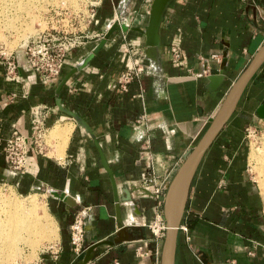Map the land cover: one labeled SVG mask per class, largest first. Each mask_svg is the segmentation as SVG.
<instances>
[{
	"label": "crops",
	"instance_id": "crops-1",
	"mask_svg": "<svg viewBox=\"0 0 264 264\" xmlns=\"http://www.w3.org/2000/svg\"><path fill=\"white\" fill-rule=\"evenodd\" d=\"M120 0H103L93 20L82 17L70 31L83 43L66 57L63 74L101 39L116 18ZM151 0H130V25L144 29ZM159 64L145 57V36L115 31L88 64L56 94L57 81L46 82L23 51L10 54L17 79L5 78L0 57V183L22 190L43 188L49 195L58 238L38 253L36 264H80L69 241L70 224L81 211L84 244L110 240L124 226L121 242L94 248L86 264H158L162 237L151 225L164 220L157 197L125 187L144 186L164 194L192 144L217 112L228 88L264 42V0H171L159 28ZM176 45L183 65L170 56ZM220 54L221 60L211 57ZM9 54H6V56ZM143 71L122 89L119 77L132 64ZM207 70L201 77L192 73ZM264 63L246 86L237 106L205 152L193 178L178 230L175 264H264V215L259 192L247 173L240 128L264 96ZM222 80L208 89L209 74ZM76 112L98 140L117 185L119 201L93 140L60 110ZM262 101V100H261ZM258 103L256 104V106ZM34 109L44 114L42 152L28 139V166L10 168L4 143L13 130L29 136ZM189 216L193 226L185 223ZM251 251V253H249Z\"/></svg>",
	"mask_w": 264,
	"mask_h": 264
},
{
	"label": "water",
	"instance_id": "water-1",
	"mask_svg": "<svg viewBox=\"0 0 264 264\" xmlns=\"http://www.w3.org/2000/svg\"><path fill=\"white\" fill-rule=\"evenodd\" d=\"M171 0H151L147 25L144 29H141L137 26H132L128 23L127 18V9L130 3V0H120L116 7V18L108 23L107 30L101 37V39L93 46V48L85 55L81 60L76 62L69 68L61 77L60 81L56 87V94H59L61 88L66 83V81L77 71L84 68L91 58L105 45L111 34L115 31L126 32L128 29L139 31L145 36V57L148 58L153 64H159V54H158V45H159V28L161 25V20L163 13ZM264 63V42L259 46L257 51L253 54L250 61L239 73L236 79L231 83L228 88L217 112L209 122L206 129L203 131L196 143L190 145L191 149L185 155L183 161L175 171L173 177L166 186L164 194H156L144 186H127L123 189L125 200H130V189L136 192H142L147 195L155 196L163 203L162 214L165 221V231L162 237L161 248L159 253V262L158 264H175V253H176V244L177 236L182 218L185 213L186 203L188 200L189 190L195 176L196 170L205 154L207 149L210 147L211 143L214 141L222 127L229 120L233 114L239 99L241 98L246 86L259 71L260 67ZM223 78L222 73L209 74L207 79L210 82L207 86L208 89H211L212 86H216ZM56 104L60 110L69 115L76 124L82 128L89 137L93 140L94 145L96 146L101 163L104 169L107 171L114 193V199L116 202L119 201L118 189L113 178L111 169L108 165V162L101 150L100 144L96 139L93 131L76 112L71 111L63 107L60 103V99H56ZM259 116L264 119V103L259 105L257 109ZM125 227L121 226L117 232V236L112 240H104L92 243L89 245L85 252L84 256L80 261V264L88 263L93 257V250L101 244H113L121 242L123 239L119 234L125 230Z\"/></svg>",
	"mask_w": 264,
	"mask_h": 264
},
{
	"label": "built area",
	"instance_id": "built-area-1",
	"mask_svg": "<svg viewBox=\"0 0 264 264\" xmlns=\"http://www.w3.org/2000/svg\"><path fill=\"white\" fill-rule=\"evenodd\" d=\"M80 5V9L74 7H58L53 9L54 15L60 16L62 23L60 29L51 27L47 31H43L38 37L29 40L24 46L23 51L27 57L28 63L34 68L46 82L57 81L63 74L66 64L67 54L78 45L82 44L83 37L73 34L70 31L72 22L78 21L82 17L93 20L96 8L103 0H76ZM83 11H86L84 13ZM170 56L178 65H183V59L179 48L176 45L170 46ZM220 54L214 53L211 57L218 62L221 60ZM5 64V78L7 80H16L17 62L11 56L4 52L0 53ZM143 71L142 65L132 64L119 77V83L122 89H126V85L137 77ZM207 70L192 73L195 77L205 75ZM46 133L44 126V114L39 109H34L31 119L30 135H24L17 130H13L11 135L5 140L4 153L7 164L10 168L17 172H24L28 166V139L32 141L36 150L42 152V141ZM158 193V190H153ZM69 241L75 256H79L84 252L86 246L84 244V218L81 211H78L70 224ZM180 230L186 231L184 224H180ZM151 231L155 237H163L165 231V221L158 219L151 225ZM251 253V251L249 252ZM36 264V262L34 263ZM113 264H119L118 261Z\"/></svg>",
	"mask_w": 264,
	"mask_h": 264
},
{
	"label": "rangeland",
	"instance_id": "rangeland-1",
	"mask_svg": "<svg viewBox=\"0 0 264 264\" xmlns=\"http://www.w3.org/2000/svg\"><path fill=\"white\" fill-rule=\"evenodd\" d=\"M7 2L8 0H4V1L0 0V11H1L0 18L1 19L5 12L4 8L7 9V7H4L6 6L5 4ZM34 3H35V7L37 6V8H39V11L37 8L34 7ZM27 4H29V6H27ZM43 4L44 6L43 8H41ZM1 5L3 9L1 8ZM22 5L23 6L19 7L20 11H17V13L15 12L16 16L18 15L17 17L19 18V21H16V24H15L16 28L18 29L12 30L14 32L16 31L15 34L11 31L13 35H10L11 32L4 31V36L6 38V41H3V40L2 42L0 41V53L4 52L5 54H10L14 50L23 49V46L29 40L38 37L40 34L43 33V31H47L51 27L60 29V25L62 23H66V21H62L60 16L54 15L53 9L58 8V7H62V8L64 7L73 8L74 7V9L81 8V5L76 0H47V1L35 0V2H33L32 4L25 2ZM25 6H27L28 8ZM23 7H24V10L26 8L28 9V10L26 9L25 12L28 11L32 14L30 13L28 14V12H26L28 14L27 15L25 12H23L24 11ZM29 7L35 11H32ZM83 12L86 13V11H83ZM22 14L24 17L21 16ZM36 15H38L39 17L37 16L38 17L37 18ZM23 33L26 35L29 34L28 40L26 43H24V45L23 44L17 45L14 48H11L8 46V42L13 41V39L15 40L16 38V37L14 38L15 35H18V36L20 35L22 37V36H25V35H22ZM30 33L32 34L30 35ZM255 102L256 104L258 103V105L257 106L256 104L253 105V107H251V110H249V112L246 114V117H244L243 124L241 125V128H240V134H241V137H243V144H244L243 149L246 154L247 173L251 177L256 190L259 192L261 203H262L263 210H264V197L262 195V192L259 186L258 174L254 168L255 167L254 164H252V162L250 161V153L253 149L259 151V153L264 152V146L262 144L263 142L262 139H264V119H262L257 113V109L259 105L264 103V96H261L260 99H256ZM198 139L199 137L196 139L194 143H196ZM43 143L44 142L42 141V147H43ZM0 191H1L0 193L5 197H12V198L14 197L16 199L19 198L18 200L25 201V202L27 201L26 203H28L29 201L31 202L36 201L37 213L42 218V222L45 225L49 224L46 220V218H48L50 219V222L53 223L51 227H48L47 236L51 235L50 237H53V236L54 237L51 241L47 240L48 239L47 237L46 240L44 241V244L42 245L43 248L40 251L49 249L50 247H52L58 238V231H57V223L50 210V204H49L50 195L43 188H36V189L34 188V189L26 191V190L20 189L17 185H14L12 183H7V182L0 183ZM263 215H264V212H263ZM22 248L24 249L23 257L18 258V260L16 259L15 264H34L38 257L36 259H33L31 257L29 248L26 246H22ZM23 249L21 250L23 251ZM31 258H32V261H31ZM1 259H3V257ZM4 260L2 261V263L6 264L5 263L6 261Z\"/></svg>",
	"mask_w": 264,
	"mask_h": 264
},
{
	"label": "bare ground",
	"instance_id": "bare-ground-1",
	"mask_svg": "<svg viewBox=\"0 0 264 264\" xmlns=\"http://www.w3.org/2000/svg\"><path fill=\"white\" fill-rule=\"evenodd\" d=\"M44 1H47V0H44ZM25 2L32 4L33 2H35V0H8V2L5 4L6 6L4 7H7V9L4 8L5 12L2 16V19L0 18V41L1 42L2 40L6 41V38L4 36V31L11 32L12 30L18 29L16 28V25H15L16 21H19V18L17 17L18 15L16 16V13L17 11H20L19 7L23 6L22 4H24ZM27 6H29V4H27ZM43 6L44 4L42 5L41 8H43ZM34 7H35V3H34ZM1 8H2V5H1ZM35 8H37V6ZM37 9L39 11V8ZM23 10H24V7H23ZM25 10L23 12H25ZM32 11H35V10H32ZM29 13L30 12H28V14ZM23 14L21 16H23ZM37 16L38 15H36V17ZM12 32L14 34L16 33V31L15 32L12 31ZM12 32L10 33V35H13ZM31 34L32 33H30V35ZM22 35H25V36L21 37L20 35L19 36L15 35L14 36V38L16 37L15 40L13 39V41L8 42V46L11 48H14L17 45H21V44L24 45V43H26L28 40L29 34L26 35L23 33ZM262 140H263L262 144L264 146V139ZM250 161L255 166L254 168L258 174L259 186H260L262 195L264 197V152L259 153V151L253 149L250 153ZM18 199L14 197L13 198L5 197L0 193V259L3 257V259L0 260L1 261L0 263H2V261L5 259L4 261H6L5 262L6 264H15L16 259L18 260V258L23 257L24 249L22 248V246L28 247L31 253V257L33 259H36L38 257V252L43 248L42 245L44 244V241L46 240V238L48 237L47 240L51 241L54 237V236L50 237L51 235L47 236L48 227H51L53 223L50 222V219L48 218H46V220L49 224L45 225L42 222V218L37 213L36 201L35 202L29 201L28 203H26L27 201L25 202V201H21ZM21 249H23V251ZM32 258H31V261H32Z\"/></svg>",
	"mask_w": 264,
	"mask_h": 264
},
{
	"label": "trees",
	"instance_id": "trees-1",
	"mask_svg": "<svg viewBox=\"0 0 264 264\" xmlns=\"http://www.w3.org/2000/svg\"><path fill=\"white\" fill-rule=\"evenodd\" d=\"M261 76L264 77V72H263V74H262ZM182 220H183V219H182ZM184 221H185V223H186L189 227H192V226H193L194 220L191 219L189 216H187V217L185 218Z\"/></svg>",
	"mask_w": 264,
	"mask_h": 264
}]
</instances>
